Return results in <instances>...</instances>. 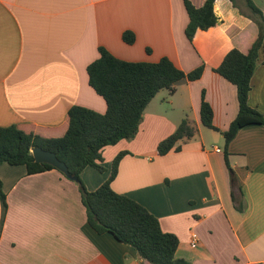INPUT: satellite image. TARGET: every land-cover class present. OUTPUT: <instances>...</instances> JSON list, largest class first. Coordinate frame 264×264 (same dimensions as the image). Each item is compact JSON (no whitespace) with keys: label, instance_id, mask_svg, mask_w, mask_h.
<instances>
[{"label":"crops","instance_id":"obj_1","mask_svg":"<svg viewBox=\"0 0 264 264\" xmlns=\"http://www.w3.org/2000/svg\"><path fill=\"white\" fill-rule=\"evenodd\" d=\"M191 1L199 7L206 0ZM254 1L264 12V0ZM235 2L217 0L218 24L190 41L184 0H0V127L61 128L73 105L105 112L87 72L102 46L128 61L168 57L185 72L203 65L199 79H180L174 93L150 101L133 138L104 147V171L87 166L82 177L97 189L127 151L112 187L178 236L177 257L264 264V125L241 128L226 146L221 131L238 114L237 87L214 70L258 31L245 1ZM127 30L136 35L133 44L123 40ZM251 83L249 103L264 113V39ZM203 90L219 130L202 123ZM184 116L197 133L180 140V150L160 154L159 142ZM0 179L7 202L0 198V264H152L91 227L78 182L60 170L28 173L26 165L2 163Z\"/></svg>","mask_w":264,"mask_h":264},{"label":"trees","instance_id":"obj_2","mask_svg":"<svg viewBox=\"0 0 264 264\" xmlns=\"http://www.w3.org/2000/svg\"><path fill=\"white\" fill-rule=\"evenodd\" d=\"M216 1L206 0L202 6L197 7L191 0H184L189 15L185 32L190 41L198 30H208L218 24L214 9ZM232 1L237 6L235 0ZM244 1L258 31L245 45L228 51L221 64L214 68L237 87L238 114L229 128L221 131L226 146L241 128L251 124L264 125V113L249 103L251 81L260 63V49L264 39V12L254 0ZM123 40L133 44L136 35L127 30L123 33ZM87 72L90 85L107 103L106 111L102 113L82 105H73L66 114L63 127L56 129L33 124L1 126L0 164L26 165L28 173L43 172L58 168L47 162H37L32 150L41 147L56 153L66 163L73 180L78 182L87 221L95 231L112 233L118 240L135 247L139 257L152 264H194L176 256L179 238L172 232L164 231L157 216L138 201L118 193L112 187L119 163L127 151L120 152L114 158L108 178L97 189L89 190L82 174L87 166L104 171V147L122 139L133 138L139 131L146 107L158 92L168 89L174 93L175 84L180 79H199L204 66L185 72L168 57L156 62L128 61L118 58L102 46L99 48V57L88 65ZM200 115L205 126L219 130L213 123L214 111L204 90ZM196 133L195 122L186 116L172 134L159 142L158 152L164 155L172 150H180L178 142L189 140ZM225 159L230 166L227 152ZM0 198L6 205L1 179Z\"/></svg>","mask_w":264,"mask_h":264},{"label":"water","instance_id":"obj_3","mask_svg":"<svg viewBox=\"0 0 264 264\" xmlns=\"http://www.w3.org/2000/svg\"><path fill=\"white\" fill-rule=\"evenodd\" d=\"M33 155L37 162H47L61 170L68 178L74 179V177L70 174L66 163L60 160L56 153L45 150L41 147H35L33 150Z\"/></svg>","mask_w":264,"mask_h":264},{"label":"rangeland","instance_id":"obj_4","mask_svg":"<svg viewBox=\"0 0 264 264\" xmlns=\"http://www.w3.org/2000/svg\"><path fill=\"white\" fill-rule=\"evenodd\" d=\"M171 92L168 89H162L158 92V94L155 96V100L163 101L164 97L170 95ZM185 117V116H184ZM182 121V120H181ZM104 161V160H103Z\"/></svg>","mask_w":264,"mask_h":264},{"label":"built area","instance_id":"obj_5","mask_svg":"<svg viewBox=\"0 0 264 264\" xmlns=\"http://www.w3.org/2000/svg\"><path fill=\"white\" fill-rule=\"evenodd\" d=\"M218 151H220V148H217Z\"/></svg>","mask_w":264,"mask_h":264}]
</instances>
